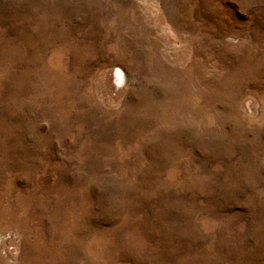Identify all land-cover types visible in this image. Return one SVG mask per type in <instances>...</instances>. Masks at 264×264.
Returning <instances> with one entry per match:
<instances>
[{
    "label": "rangeland",
    "instance_id": "1",
    "mask_svg": "<svg viewBox=\"0 0 264 264\" xmlns=\"http://www.w3.org/2000/svg\"><path fill=\"white\" fill-rule=\"evenodd\" d=\"M0 264H264V0H0Z\"/></svg>",
    "mask_w": 264,
    "mask_h": 264
},
{
    "label": "bare ground",
    "instance_id": "2",
    "mask_svg": "<svg viewBox=\"0 0 264 264\" xmlns=\"http://www.w3.org/2000/svg\"><path fill=\"white\" fill-rule=\"evenodd\" d=\"M124 79H125V74L122 72V70H118L116 72V81H117V83L118 84L119 83H123Z\"/></svg>",
    "mask_w": 264,
    "mask_h": 264
}]
</instances>
